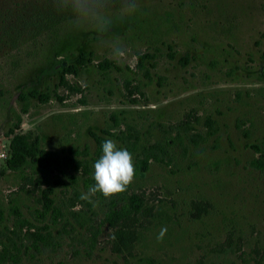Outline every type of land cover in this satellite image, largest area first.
<instances>
[{"label": "rangeland", "instance_id": "rangeland-1", "mask_svg": "<svg viewBox=\"0 0 264 264\" xmlns=\"http://www.w3.org/2000/svg\"><path fill=\"white\" fill-rule=\"evenodd\" d=\"M136 2L125 13L111 0L100 33L72 27L56 0H0V228L10 248L0 264H264V173L250 164L252 146L264 148V0ZM105 60L120 69L104 71ZM34 90L50 99L20 100ZM12 128L59 151L61 164L9 170ZM123 132L170 140V158L118 196L79 200L89 190L80 164L94 172L100 157L92 133L127 149ZM132 194L141 210L103 224L112 200Z\"/></svg>", "mask_w": 264, "mask_h": 264}, {"label": "trees", "instance_id": "trees-1", "mask_svg": "<svg viewBox=\"0 0 264 264\" xmlns=\"http://www.w3.org/2000/svg\"><path fill=\"white\" fill-rule=\"evenodd\" d=\"M84 58V56H82ZM148 55H142L140 57V64L141 66H145V59ZM187 63V61H184ZM60 67H62L65 71H70L72 69L76 70L72 66H65L63 62H61ZM100 68L105 70H110L112 68L120 69L118 65H115L110 60H105L101 65ZM30 98H37L41 101H48L50 99V94L41 93L37 90L29 91L26 94L20 95V100L26 101ZM24 113L28 112V108L24 107ZM117 124H119V120L116 115L113 116ZM211 132L210 134H216L217 128H215V122L209 121ZM96 142L98 143V149L96 151V155L99 157L102 154V144L105 141V137H102L99 134L92 133ZM114 135V134H112ZM8 136H12L10 142V152L11 157L7 159L6 166L9 170L19 171L24 169L27 165H37L38 167L48 170L53 166H58L61 164L62 159L59 151L55 150H45L38 146V142L36 140H32V135L30 133L20 134L15 133L14 129H10L8 132ZM122 142L125 144L127 150L135 157L134 165L136 169L135 177H138L140 174L146 172L150 168V164L152 160L157 162H164L166 158H170L169 155V146L172 145L170 140L165 142H158L151 145H145L141 142L140 138L136 134L131 133H122L120 137H118ZM195 144H198V141L194 139ZM173 143H178L176 140H173ZM252 148L256 150L259 154L258 157L251 160L250 164L255 169L260 170L264 173V148L259 145H253ZM88 161L82 162L80 165L83 166L85 174L88 175L84 180V188L89 189L91 186L95 184L94 181V172L93 169L89 166ZM73 180L78 182V178L72 177ZM77 195V192H76ZM79 198L81 194L78 195ZM81 200V199H79ZM84 201V200H81ZM122 201L124 204H119V201L113 199L111 202L110 209L106 212V216L104 218V223H108L111 226H116L122 221L130 219L136 213H138L141 208V200L138 195H124ZM47 210H51L54 212V220L57 222L58 216H60L61 209L57 208L54 205V201H50ZM42 216H45L44 213H41ZM22 222L23 219L20 218ZM3 235L5 232L3 229L0 228V261L4 260V258L9 255L10 248L6 246V242L3 240ZM38 237V241L33 245L34 248H39V242H45V238L42 236H35Z\"/></svg>", "mask_w": 264, "mask_h": 264}, {"label": "clouds", "instance_id": "clouds-1", "mask_svg": "<svg viewBox=\"0 0 264 264\" xmlns=\"http://www.w3.org/2000/svg\"><path fill=\"white\" fill-rule=\"evenodd\" d=\"M111 0H56L59 10L71 14L69 24L76 29L95 27L100 33L110 30L112 20L109 16ZM136 0H124L123 11L132 13L137 9ZM120 49H116L119 54ZM136 169L132 154L124 148H118L115 141L105 139L102 144V155L94 163V181L87 194H81L80 199L92 202L91 197L96 193L105 199L127 191L133 183ZM166 228H162L157 235V241L162 242Z\"/></svg>", "mask_w": 264, "mask_h": 264}, {"label": "built area", "instance_id": "built-area-1", "mask_svg": "<svg viewBox=\"0 0 264 264\" xmlns=\"http://www.w3.org/2000/svg\"><path fill=\"white\" fill-rule=\"evenodd\" d=\"M2 155H4V154H2Z\"/></svg>", "mask_w": 264, "mask_h": 264}]
</instances>
